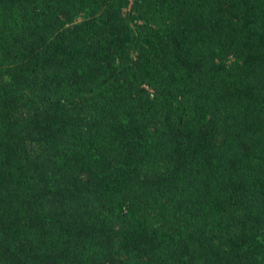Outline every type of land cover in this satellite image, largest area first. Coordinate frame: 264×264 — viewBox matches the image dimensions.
I'll list each match as a JSON object with an SVG mask.
<instances>
[{
    "label": "trees",
    "instance_id": "16d2710c",
    "mask_svg": "<svg viewBox=\"0 0 264 264\" xmlns=\"http://www.w3.org/2000/svg\"><path fill=\"white\" fill-rule=\"evenodd\" d=\"M0 264H264V0H0Z\"/></svg>",
    "mask_w": 264,
    "mask_h": 264
}]
</instances>
